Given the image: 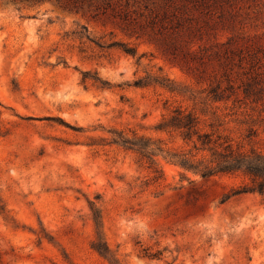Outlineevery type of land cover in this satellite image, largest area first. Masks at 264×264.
Returning <instances> with one entry per match:
<instances>
[{
	"label": "rangeland",
	"instance_id": "374dc122",
	"mask_svg": "<svg viewBox=\"0 0 264 264\" xmlns=\"http://www.w3.org/2000/svg\"><path fill=\"white\" fill-rule=\"evenodd\" d=\"M99 5L0 0V264H264V199L234 195L243 175L202 179L158 155L154 183L134 151L113 143L123 132L188 149L152 128L192 103L134 82L161 76L194 92L208 82L128 36ZM242 33L264 46V1L246 10ZM258 66L260 76L234 68L233 81L264 86ZM261 96L213 105L244 151L264 153ZM94 210L106 257L92 249Z\"/></svg>",
	"mask_w": 264,
	"mask_h": 264
},
{
	"label": "trees",
	"instance_id": "16d2710c",
	"mask_svg": "<svg viewBox=\"0 0 264 264\" xmlns=\"http://www.w3.org/2000/svg\"><path fill=\"white\" fill-rule=\"evenodd\" d=\"M264 0H100L97 10L108 14L130 37L145 38L167 62L179 67L206 88L194 92L161 76H147L134 87H159L192 103L191 108L177 106L162 116L152 130L188 149L165 148L161 138L152 140L131 133H114L113 143L134 151L147 164L151 181L163 179L156 157L161 155L184 172L207 179L217 175L241 174L247 179L234 195L254 193L264 199V153L244 151L228 134L226 115L218 114L214 104L232 105L240 101L259 103L264 86L233 81L234 68L254 71L264 60V46L245 36L246 10L257 8ZM226 34L225 41H219ZM114 43L108 45L112 46ZM128 56L135 57L133 46L120 44ZM144 56H138V61ZM208 69H212L210 74ZM173 142V141H172ZM98 214L93 211L96 239L92 249L102 257L109 254L98 231Z\"/></svg>",
	"mask_w": 264,
	"mask_h": 264
}]
</instances>
